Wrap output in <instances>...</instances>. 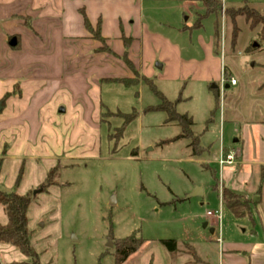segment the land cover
<instances>
[{"label": "rangeland", "instance_id": "obj_1", "mask_svg": "<svg viewBox=\"0 0 264 264\" xmlns=\"http://www.w3.org/2000/svg\"><path fill=\"white\" fill-rule=\"evenodd\" d=\"M217 1L224 8L248 5L264 16V0ZM142 3L144 23L154 34L178 42L184 55L191 57L187 61L203 60L199 35L207 41L218 33L220 70L225 69V77L232 75L238 86L230 79V88L220 80L211 85L192 78L165 80L157 66L160 62L153 65L158 71L153 82L156 92L145 83L125 86L109 82L124 71L134 80L124 62L105 51L116 49V43L102 44L93 34L73 42L78 71H65L61 76L67 85L55 92V100L60 101L53 123L56 141L45 140L44 155L23 159L0 155V190L28 194L30 199L28 232L41 264H119L117 245L133 234L143 238L144 245L122 264H178L180 259L194 260V253L201 257L206 249L217 260L219 247L212 240L218 235L226 240L244 237L241 231L247 221L220 205V196L229 190L228 181H223V172L214 167L223 140L230 145L235 139L246 143L249 138L255 148L260 137L258 124L264 120V105L259 104L264 96L260 27L252 29L244 17L238 18L239 34L232 46L234 26L223 12L203 20L206 13L201 3ZM195 23H203V27L177 38V28ZM92 48L91 64L85 55ZM97 48L104 50L98 52ZM97 53H104L99 54V60ZM104 59L109 60L110 69L102 75L99 69ZM62 68L68 69L66 61ZM164 102L173 104L179 115L193 119V132L203 147L201 155H192L191 139L180 138L178 123L160 109ZM243 141L232 146L242 149ZM253 167L249 187L257 190L264 170ZM235 182L242 188V181ZM251 189H243L241 194H252ZM195 192L199 195L189 198ZM214 209L221 210V218L207 227L206 212ZM7 222L0 206V224ZM162 240L177 241L178 251L162 246ZM27 261L20 251L0 243L1 264Z\"/></svg>", "mask_w": 264, "mask_h": 264}, {"label": "crops", "instance_id": "obj_2", "mask_svg": "<svg viewBox=\"0 0 264 264\" xmlns=\"http://www.w3.org/2000/svg\"><path fill=\"white\" fill-rule=\"evenodd\" d=\"M144 8L142 0H0V103L3 106L0 112V155L3 153L6 158L17 159L44 155L45 140L56 141L58 133L53 123L56 122L54 114L56 115L60 101L55 100V92L67 85L62 82L61 76L65 71H78V51L72 49V43L78 39L87 40L93 37L85 26V18L94 29L100 22L102 37L109 46L116 43V49H111L118 56L125 53L123 37L131 39L129 59L139 75L149 81L154 82L157 79L158 71L153 65L160 62L162 65L157 66L165 80L183 81L192 78L195 82L208 85L220 80L227 84L225 88H230V81H223L225 69L220 70L221 63L217 55L221 47L216 51L215 38L211 37L206 41L199 35L198 45L203 49V60L187 61L186 59L191 57L184 55L178 42L172 43L167 38L154 34L144 23ZM195 30L199 29L186 26L177 28L175 33L177 38H180V33ZM13 38L17 39L16 49V46L10 45ZM93 52L92 48L88 51L89 55H85L87 58L89 56L91 64ZM97 54L96 59L99 60L100 55L104 53ZM64 60L68 69L63 71ZM104 61L99 69L102 75L110 69L109 60ZM89 67L92 68V65ZM127 70L131 73L128 68ZM120 78L130 79L131 76L124 71L123 76L114 79ZM229 79L235 80L232 75ZM235 81V86H238V81ZM213 88L217 89V86ZM261 88L264 90L263 85ZM46 93H49L47 97ZM7 94L11 96L4 99ZM261 98L263 102L260 100L259 104L264 105V96ZM47 109L49 118L45 120ZM258 133L260 137L258 136L255 148L251 146L249 138H246V143L239 138L232 142L235 145L243 141L242 149H236L233 144L227 145L224 140L220 146L221 155L234 151L236 160L233 164L222 167L218 162L214 168L223 172V181H228L226 188L241 200L250 202L251 206L240 217L232 213L235 217L247 221L244 229L240 230L244 237L226 240L218 235L216 240H212L219 247L218 264H264V176L261 175L257 190L249 187L253 166L264 170V158L260 159L264 155V120L258 124ZM253 154L257 155L259 160H256ZM234 167L237 173L233 172ZM235 181H242V188H239ZM248 188L258 197L241 194L243 189ZM208 212L207 227L211 222H218L208 216ZM211 233L216 236L215 229L211 230ZM205 252L197 259H180L177 263L180 261L178 264H217L216 257L212 256L208 249Z\"/></svg>", "mask_w": 264, "mask_h": 264}, {"label": "trees", "instance_id": "obj_3", "mask_svg": "<svg viewBox=\"0 0 264 264\" xmlns=\"http://www.w3.org/2000/svg\"><path fill=\"white\" fill-rule=\"evenodd\" d=\"M184 2L190 3H201L205 8L206 15L203 20L212 13L223 12L227 19H229L233 26L234 31L232 35L231 45L234 46L238 38L239 29L237 28V20L240 17H244L246 21L250 24L252 29L260 27L259 38L261 43H264V16L257 12L255 9L250 8L246 5L244 8L232 9L224 8L217 0H182ZM85 26L87 30L94 35V38L99 40L102 44H105L107 41L102 37L101 34V24L98 23L96 29H94L87 18H85ZM203 23H195L192 28L201 29ZM123 40L126 45L125 53L122 56H118L111 48L105 50L107 53L113 57L121 59L126 67L134 75V80L132 79H112L107 80L109 82H117L124 84L125 86L138 85L142 82L147 83L151 86L152 90L156 92L155 85L152 81H149L145 77H140L137 72L135 65L129 59V46L131 39L123 37ZM226 45V43H225ZM104 46V45H103ZM215 47L216 51L220 47V42L218 38V33L215 37ZM18 46L15 47V49ZM104 49H98V52L103 51ZM225 73V72H224ZM140 78V79H139ZM225 82L228 83L229 77L224 75ZM230 86V85H229ZM11 96L7 94L5 98ZM4 98V99H5ZM3 99V100H4ZM161 110H164L170 116L172 122H177L181 128L180 138H189L191 139L192 155L199 156L203 152V147L200 144L199 139L195 136L193 132L194 122L193 119L187 115H179L175 109L174 105L169 102H164L160 106ZM213 177L216 178L215 173H212ZM224 205L229 209L235 216L240 217L243 213L247 212L250 209V202L243 201L241 198L236 196L233 192L229 190H224L223 192ZM0 206L4 208L5 214L7 216L8 222L6 225L0 224V243L10 245L16 250L20 251L25 257L28 258L27 262L11 263V264H41L40 258L37 253L33 250L29 232H28V210L30 207V199L27 195H21L16 192H4L0 190ZM145 240L141 237H138L137 234H133L130 237H127L120 241L116 248L117 260L119 264H122L128 260V258L136 253L144 245ZM160 244L166 248H169L172 252H177L179 249V243L175 240H162ZM188 245V243H187ZM190 246V245H189ZM192 247V246H191ZM196 249H194L195 252ZM194 259L198 257L193 254Z\"/></svg>", "mask_w": 264, "mask_h": 264}, {"label": "built area", "instance_id": "obj_4", "mask_svg": "<svg viewBox=\"0 0 264 264\" xmlns=\"http://www.w3.org/2000/svg\"><path fill=\"white\" fill-rule=\"evenodd\" d=\"M225 82V78L223 80ZM236 81L234 79H231V84L232 85H236ZM236 160V154L234 151H231V152H227V153H223L221 155V158H220V166H224V165H231L235 162ZM220 205L223 206L224 203H223V198L222 196H220ZM208 216L210 217H213L217 220H220L221 218V210L220 209H217V210H214V211H209L208 212Z\"/></svg>", "mask_w": 264, "mask_h": 264}, {"label": "water", "instance_id": "obj_5", "mask_svg": "<svg viewBox=\"0 0 264 264\" xmlns=\"http://www.w3.org/2000/svg\"><path fill=\"white\" fill-rule=\"evenodd\" d=\"M16 44H17V39L16 38H13L12 40H11V42H10V45L11 46H16ZM2 109H3V106H2V103H0V112L2 111ZM197 195H199L198 193H193L192 195H190L189 196V198H191V197H193V196H197ZM0 264H1V262H0Z\"/></svg>", "mask_w": 264, "mask_h": 264}]
</instances>
